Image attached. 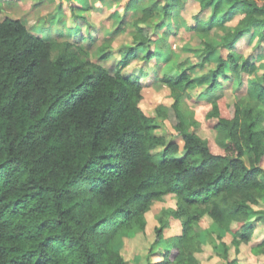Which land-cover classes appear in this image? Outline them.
Wrapping results in <instances>:
<instances>
[{"label": "trees", "instance_id": "1", "mask_svg": "<svg viewBox=\"0 0 264 264\" xmlns=\"http://www.w3.org/2000/svg\"><path fill=\"white\" fill-rule=\"evenodd\" d=\"M82 1L69 22L54 17L48 27L57 25L58 36L81 32L80 41L48 37L19 19L0 20V264H128L116 242L144 232L153 205L169 195L176 206L160 212L156 242L170 220H179L182 232L167 240L155 264H198L196 229L205 216L237 248L249 244L264 222V210H254L264 200V69L257 75L260 67L230 54L209 72L212 93L229 78L227 66L241 86L257 73L237 102L227 104L224 94L207 100L213 136L199 132V118L186 105L198 84L190 74L195 66L164 74L174 102L150 117L140 107L141 79L150 74L124 69L143 68L159 56L150 45L163 28L166 42L171 25H165L188 0H149L135 23V45L111 65L107 46L94 61L82 43L88 36L79 24L86 22ZM199 2L202 9L214 6L207 22L190 28L201 40L215 25L239 19L225 28L220 44L205 43L207 55L232 51L255 31L264 37V1ZM157 121L171 123L184 139L182 151L159 134ZM223 258L238 264L228 251Z\"/></svg>", "mask_w": 264, "mask_h": 264}, {"label": "rangeland", "instance_id": "2", "mask_svg": "<svg viewBox=\"0 0 264 264\" xmlns=\"http://www.w3.org/2000/svg\"><path fill=\"white\" fill-rule=\"evenodd\" d=\"M77 0H0V20L6 17L19 19L35 31H42L45 35L53 36L58 40L80 41L81 32L64 33L58 36L54 33L58 27H50V22L55 17L69 22L76 16L72 12L76 8ZM149 0H83L81 3L84 9L83 16L86 22L79 23L82 32L88 36L82 41L89 47L92 58L98 61V49L103 45L107 46V51L112 54L108 65H111L121 51L134 46L133 37L135 36V23L142 16V10ZM260 2L264 0H258ZM214 6L202 9L199 0H188L186 6L176 9L175 16L170 19V33L165 41V28L159 31V40L150 45V51L159 53V56L149 65L140 68L137 63H133L124 69V73L134 74L144 70L145 75L150 76L141 79L145 84L143 99L140 102L142 110L150 117L156 116L158 106L169 107L174 99L169 87L163 83L164 74L184 70L186 67L195 66L190 70L192 78L198 80V84L190 90V98H187L186 105L190 108L195 117L199 118L202 130L199 132L204 136H213L212 127H208L204 112L207 100L224 94L227 104L237 102L240 97L247 95V81L254 75L245 76L244 85L239 83L236 73L232 68L226 67V74L229 78H220L222 85L216 92L208 89L211 76L210 71L216 70L219 60L228 62L229 55L232 54L238 63L242 64L245 60H250L256 64L260 75L264 65V37H260L258 31L247 34L239 38L232 51L220 48L217 53L207 55L205 43L220 44L221 36L225 35V28L234 26L238 22V16L222 25H215L208 35L201 40L198 33L190 28L196 26V22L203 20L207 22ZM73 13V14H72ZM152 26L156 23L153 20ZM45 27V28H44ZM89 37V38H88ZM161 45V47L159 46ZM144 50V49H143ZM142 56V54H140ZM141 64V63H139ZM149 71H148V70ZM178 73H175L177 75ZM193 109V110H192ZM224 115H228L227 111ZM202 117V118H201ZM204 121V123H203ZM206 121V122H205ZM160 124L159 134L165 135L170 141L178 143L181 151L184 147V139L177 136L174 128L169 121H157ZM205 126L209 130L205 129ZM192 130V129H191ZM160 149V148H159ZM157 149V150H159ZM155 150L154 152H157ZM249 164L248 157L245 158ZM264 167V165H263ZM176 206L173 195L165 196L161 202L153 205L152 210L147 214V227L144 232H130L126 236H121L116 242V248L121 252L128 264H155L163 259V251L169 248L167 240L174 235L181 234L182 223L179 220H170L169 226L164 229L163 238L156 242V227L159 225L158 216L163 209ZM264 210V200L254 210ZM196 231L200 234L202 242L200 250L194 251V256L198 264H224L223 254L228 251L231 258H236L238 264H264V247H258L264 241V222L258 223L257 235L254 236L249 244H242L236 247L232 243V235L216 227L210 217L205 216L197 224ZM260 248V249H259Z\"/></svg>", "mask_w": 264, "mask_h": 264}]
</instances>
